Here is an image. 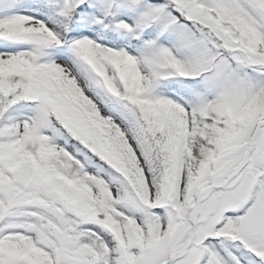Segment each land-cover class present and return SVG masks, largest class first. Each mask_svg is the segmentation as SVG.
<instances>
[{
  "label": "snow or ice",
  "instance_id": "1",
  "mask_svg": "<svg viewBox=\"0 0 264 264\" xmlns=\"http://www.w3.org/2000/svg\"><path fill=\"white\" fill-rule=\"evenodd\" d=\"M0 264H264V0H0Z\"/></svg>",
  "mask_w": 264,
  "mask_h": 264
}]
</instances>
